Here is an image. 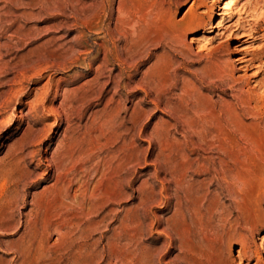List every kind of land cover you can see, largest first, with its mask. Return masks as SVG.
Segmentation results:
<instances>
[{"label":"rangeland","instance_id":"obj_1","mask_svg":"<svg viewBox=\"0 0 264 264\" xmlns=\"http://www.w3.org/2000/svg\"><path fill=\"white\" fill-rule=\"evenodd\" d=\"M194 1L0 0V264H193L191 230L233 216L214 264L242 240L264 264V195L227 194L264 182V64L236 60L264 53V0Z\"/></svg>","mask_w":264,"mask_h":264},{"label":"bare ground","instance_id":"obj_2","mask_svg":"<svg viewBox=\"0 0 264 264\" xmlns=\"http://www.w3.org/2000/svg\"><path fill=\"white\" fill-rule=\"evenodd\" d=\"M198 1L199 0L194 1V3L192 4V6H190L187 13H190V12L192 13ZM233 2L232 4H234ZM227 3L228 2H226L225 5L221 9L226 10ZM144 14H147V13H144ZM218 15H222V14L218 13ZM195 16L196 18L200 17V15L197 14L193 16L194 19H195ZM233 18H234L233 15H228V23L226 25L227 27H233L235 25V23L231 24V21L233 20ZM224 21L226 20L223 18L222 21L217 22V24H215L213 27L216 29H220L222 27L221 23H223ZM238 37L241 39H245L244 42H248L252 40L254 41L258 39V37L255 35V31H252L249 33H242ZM262 39H264V35ZM236 60L239 61V63H242V64L245 63V65H243L241 68L243 67L250 68L256 62H260L263 65L264 64V53L260 57L257 55H253L250 58H246L245 56H243V57L237 58ZM218 68L221 71L224 70L223 65H221L220 63L218 65ZM245 144L246 143L236 133H234L233 131L227 132V138H226L227 148H225L226 149L225 165L227 167L226 173L228 175V178L230 179L234 177H240V175H242L244 172L243 160L249 159V152H250L248 145H245ZM254 174L255 175L259 174V175L264 176V169L261 167H257L254 171ZM254 189L255 191L253 192H243V191L240 192L239 191L236 194H233V192L229 190L227 193L228 196L232 198L235 196V200L233 201L232 199L233 203H231L232 201L231 202L229 201L228 203H231L233 207H235L236 209H241V210H246V211L248 210L251 212L259 211L260 198L262 197V195H264V182L257 183ZM246 223H248V221L242 220L239 216H233L232 218L222 222V224L220 225L219 224L215 226L213 225L212 227L214 228V232H215V234L213 233V236H215V238L212 237L211 229L209 228L210 225H208L207 222L202 225L203 227L201 229L198 227L193 228L191 230V238L193 242V249L191 252L192 253V257H191L192 263L193 264H214V257H217V254H215V251L217 250V248H219V246L222 245L223 237L227 235L243 236V232L245 231L244 227ZM216 239L218 240V242L216 241L214 243L215 245L213 246L212 241ZM263 242H264V237H263ZM246 250H247V242L245 240H242L241 246L239 250H237L239 254H238V260L236 264H247L246 262L248 261V258L246 259L243 256ZM256 257H257L256 259L257 262L255 264H261L263 262V257L259 254H257Z\"/></svg>","mask_w":264,"mask_h":264}]
</instances>
